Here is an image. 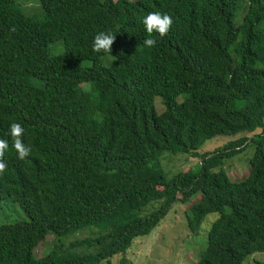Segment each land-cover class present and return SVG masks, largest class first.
Instances as JSON below:
<instances>
[{
    "label": "trees",
    "instance_id": "16d2710c",
    "mask_svg": "<svg viewBox=\"0 0 264 264\" xmlns=\"http://www.w3.org/2000/svg\"><path fill=\"white\" fill-rule=\"evenodd\" d=\"M37 1L40 14L28 17L15 0H0V138L9 142L0 264H111L116 255V264H132L125 254L133 240L194 194L192 234L205 215L219 214L194 264H241L264 253V139L238 183L222 166L246 138L197 153L216 136L264 137V0ZM150 12L173 21L167 35L152 34V48L142 23ZM102 31L115 35L111 52L92 49ZM55 43L62 51L51 56ZM13 122L31 148L23 160L12 147ZM162 154L199 164L167 177Z\"/></svg>",
    "mask_w": 264,
    "mask_h": 264
},
{
    "label": "rangeland",
    "instance_id": "374dc122",
    "mask_svg": "<svg viewBox=\"0 0 264 264\" xmlns=\"http://www.w3.org/2000/svg\"><path fill=\"white\" fill-rule=\"evenodd\" d=\"M20 7V10L25 16H35L40 14V7L37 0H15ZM103 1V0H99ZM132 1V0H131ZM243 6V9L241 10ZM245 3L241 4L236 18L234 19V26L240 23ZM49 55L57 56L61 53L62 48L59 43L52 44L47 49ZM86 66L89 64H85ZM153 109L156 114L162 112L163 108L158 100H153ZM264 130V120L263 128ZM261 130H256L253 134L239 133L234 137L216 136L208 141L203 142L197 149L199 155L204 153H211L221 148L230 139L246 138V145L243 149L232 158L224 160L223 170L226 173L229 181L238 183L243 180L248 174V160L252 157L255 142L264 139L259 136ZM264 152V143H263ZM199 158H191L185 155H168L162 154L161 167L163 173L169 177L178 172L186 171L187 169H195L198 167ZM200 200L198 194H194L186 204L176 203L166 213L164 218L158 225L144 237L133 240L131 247L127 250L125 257L132 264H194L202 250L205 247V237L210 224L218 219V213L207 214L203 217L196 232L192 234L186 224L188 216V207L196 204ZM223 213H228V209L224 208ZM18 220H23L24 216L18 211L15 216ZM12 220V218H10ZM87 236V232H81L73 235L66 240V243L74 239H82ZM53 237V236H52ZM51 236L45 237V242H41L34 249L36 257H41L50 247L49 243ZM264 253H256L246 257L241 264H254V260L263 259ZM119 255L111 258V264H116Z\"/></svg>",
    "mask_w": 264,
    "mask_h": 264
},
{
    "label": "clouds",
    "instance_id": "9594fccd",
    "mask_svg": "<svg viewBox=\"0 0 264 264\" xmlns=\"http://www.w3.org/2000/svg\"><path fill=\"white\" fill-rule=\"evenodd\" d=\"M146 32L149 37L144 40L145 47L152 48L156 45V39L152 38V34L156 33L160 37L167 35L173 21L168 14L160 12H150L142 20ZM115 41V35L110 32H99L95 35L92 43V49L95 52H111L112 45ZM9 135L12 140V147L15 149L18 158L23 160L31 153V148L23 142L24 128L21 124L13 122L9 128ZM9 149V142L0 138V173L6 170L4 156Z\"/></svg>",
    "mask_w": 264,
    "mask_h": 264
}]
</instances>
